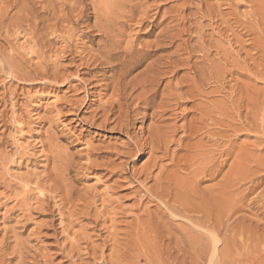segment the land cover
<instances>
[{
    "label": "rangeland",
    "instance_id": "1",
    "mask_svg": "<svg viewBox=\"0 0 264 264\" xmlns=\"http://www.w3.org/2000/svg\"><path fill=\"white\" fill-rule=\"evenodd\" d=\"M0 264H264V0H0Z\"/></svg>",
    "mask_w": 264,
    "mask_h": 264
},
{
    "label": "bare ground",
    "instance_id": "2",
    "mask_svg": "<svg viewBox=\"0 0 264 264\" xmlns=\"http://www.w3.org/2000/svg\"><path fill=\"white\" fill-rule=\"evenodd\" d=\"M49 100L47 99V102H48ZM47 102H46V104H47ZM33 104V103H32ZM31 112V111H30ZM14 117V126L17 128V130L19 129V132L21 131L22 132V123L18 120V118H16L15 116H13ZM29 117H33L31 114H29ZM20 132V133H21ZM15 136V135H14ZM14 139H15V142L17 143V142H19V139H18V137H17V135L14 137ZM19 144V143H18ZM16 145V144H15ZM19 148H20V146H19ZM18 148V149H19ZM22 149V148H21ZM20 150V149H19ZM24 150H26L25 148H24ZM26 185V187H28L27 186V183H25ZM27 192V191H26ZM206 228V227H205ZM219 231V230H218ZM217 242V241H216ZM211 244V243H210ZM215 242H214V250H212V252H211V254H213V252L215 251ZM216 255V254H215ZM211 259V258H210Z\"/></svg>",
    "mask_w": 264,
    "mask_h": 264
}]
</instances>
